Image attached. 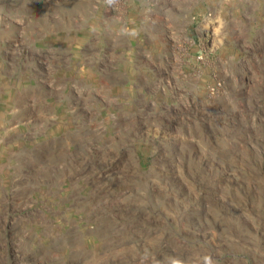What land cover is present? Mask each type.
<instances>
[{
	"label": "rangeland",
	"instance_id": "obj_1",
	"mask_svg": "<svg viewBox=\"0 0 264 264\" xmlns=\"http://www.w3.org/2000/svg\"><path fill=\"white\" fill-rule=\"evenodd\" d=\"M264 264V0H0V264Z\"/></svg>",
	"mask_w": 264,
	"mask_h": 264
},
{
	"label": "clouds",
	"instance_id": "obj_2",
	"mask_svg": "<svg viewBox=\"0 0 264 264\" xmlns=\"http://www.w3.org/2000/svg\"><path fill=\"white\" fill-rule=\"evenodd\" d=\"M204 260H205V264H213L210 257H205ZM174 264H179V262L175 261Z\"/></svg>",
	"mask_w": 264,
	"mask_h": 264
},
{
	"label": "built area",
	"instance_id": "obj_3",
	"mask_svg": "<svg viewBox=\"0 0 264 264\" xmlns=\"http://www.w3.org/2000/svg\"><path fill=\"white\" fill-rule=\"evenodd\" d=\"M111 0H106V2L110 3Z\"/></svg>",
	"mask_w": 264,
	"mask_h": 264
}]
</instances>
